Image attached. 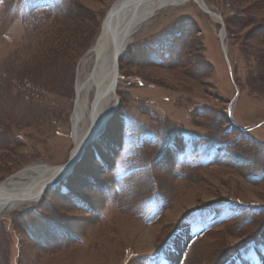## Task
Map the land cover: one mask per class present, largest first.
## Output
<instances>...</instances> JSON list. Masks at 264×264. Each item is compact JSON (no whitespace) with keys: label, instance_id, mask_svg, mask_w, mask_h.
I'll list each match as a JSON object with an SVG mask.
<instances>
[{"label":"rangeland","instance_id":"374dc122","mask_svg":"<svg viewBox=\"0 0 264 264\" xmlns=\"http://www.w3.org/2000/svg\"><path fill=\"white\" fill-rule=\"evenodd\" d=\"M115 1L0 0V183L66 164L77 66ZM203 2L221 22L188 3L135 33L106 130L63 183L82 203L57 187L5 213L0 264H264V0ZM181 136L193 168L172 160ZM114 167L133 170L119 192Z\"/></svg>","mask_w":264,"mask_h":264},{"label":"bare ground","instance_id":"6f19581e","mask_svg":"<svg viewBox=\"0 0 264 264\" xmlns=\"http://www.w3.org/2000/svg\"><path fill=\"white\" fill-rule=\"evenodd\" d=\"M188 3L196 4L215 22H221L203 0H116L112 4L103 20L98 38L77 66L76 101L71 116L74 147L68 156L70 163L55 167L36 164L1 182L0 218L9 211L41 203L44 187L56 182L71 169L74 170L81 160L76 161L75 158L86 138L90 133L102 134L106 130L109 122L106 121L107 114L118 104L115 94L118 63L135 33L158 11ZM220 39L224 41V31L220 33ZM223 49L225 50L224 45Z\"/></svg>","mask_w":264,"mask_h":264},{"label":"water","instance_id":"95a60500","mask_svg":"<svg viewBox=\"0 0 264 264\" xmlns=\"http://www.w3.org/2000/svg\"><path fill=\"white\" fill-rule=\"evenodd\" d=\"M220 18V17H219ZM116 86V84H114ZM114 86V87H115ZM116 109V106L111 110V113L109 114V116L106 117V121H108V119L111 118L112 114L114 113ZM100 135L99 134H89V136L86 138L85 142H84V145H83V148L79 151L78 155L76 156L75 160L78 161L79 159L82 158L83 154H84V151L87 149L89 143L91 141H93L95 138H97L98 136ZM70 163V159L67 160L66 164H69ZM65 164V165H66ZM64 166V165H63ZM73 169H71L70 171H68L64 176L62 177H59L58 180H56V182L52 183V184H48L44 187V189L42 190V195H44V193L49 190L50 188H52L53 186L57 185L58 183H60V181H62L65 177H67L68 175H70L72 173Z\"/></svg>","mask_w":264,"mask_h":264},{"label":"trees","instance_id":"16d2710c","mask_svg":"<svg viewBox=\"0 0 264 264\" xmlns=\"http://www.w3.org/2000/svg\"><path fill=\"white\" fill-rule=\"evenodd\" d=\"M170 151L172 152V154H171L172 160L175 161V158L177 157L178 152L175 151L173 148H170ZM183 168H185V167H183ZM113 181H114V185H113V187H114L115 185H117V183L115 182L114 179H113ZM67 198L69 199V201H72L71 196L70 197H67Z\"/></svg>","mask_w":264,"mask_h":264}]
</instances>
